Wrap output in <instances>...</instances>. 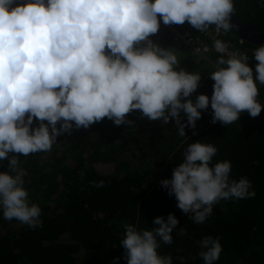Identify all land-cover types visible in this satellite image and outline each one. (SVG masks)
Masks as SVG:
<instances>
[{
  "label": "clouds",
  "instance_id": "1",
  "mask_svg": "<svg viewBox=\"0 0 264 264\" xmlns=\"http://www.w3.org/2000/svg\"><path fill=\"white\" fill-rule=\"evenodd\" d=\"M234 12L233 0H0V161H9L8 171L0 173L3 218L42 227L41 208L30 203L24 188L27 173L19 168V156L50 151L73 127L87 129L104 118L116 126L134 125L126 116L139 110L149 121L175 120L185 137V128L194 130L209 105L212 124L227 126L244 112L258 117L264 110L257 100V82L264 85V45L254 50L253 71L247 54L229 52L228 44L214 40L220 55L209 75L212 96L201 94L193 102L189 97L201 74L174 70L176 54L149 39L160 28L158 16L164 25L187 22L198 32L215 25L226 33L237 27L230 23ZM216 154L212 144L191 143L172 178L160 182L195 224L204 223L220 200L255 197L249 180H230V161L210 166ZM153 223L159 227L143 231L125 225L120 245L127 264H173L157 249L160 242L173 243L179 221L169 214L166 222L157 217ZM178 235H186L184 228ZM198 245L204 264L219 260V239L207 236ZM177 258L184 264V256Z\"/></svg>",
  "mask_w": 264,
  "mask_h": 264
},
{
  "label": "trees",
  "instance_id": "2",
  "mask_svg": "<svg viewBox=\"0 0 264 264\" xmlns=\"http://www.w3.org/2000/svg\"><path fill=\"white\" fill-rule=\"evenodd\" d=\"M233 3L238 21L264 30V0ZM158 20V33L149 39L176 54L179 63L174 70L201 74L198 89L189 98L193 102L201 94L211 98L214 81L209 75L216 70L219 55L209 51L213 44L205 32L187 22L164 25L159 16ZM187 30L204 49L208 62L173 42V32ZM220 40L233 51L245 52L255 71L257 46L241 42L231 30L222 31ZM257 87V100L264 105V85L257 82ZM180 116L186 123V115L181 112ZM126 119L134 125L116 126L104 118L87 129L74 128L77 133L73 138L45 154L19 156V168L27 173L24 188L30 203L41 208L42 227L32 229L16 219L5 220L0 209V264H113L117 257V264H127L120 245L125 225L151 230L159 227L153 223L155 218L163 217L166 222L169 214L179 221L171 233L173 243L160 242L157 252L170 255L173 264H182L178 255L185 257L184 264H204L198 242L207 236L219 239L222 246L215 264H264V110L256 118L244 112L225 126L211 123L209 105L206 111L201 110L194 130L185 128V137L179 136L175 120L168 124L149 121L139 110ZM38 124L35 121L33 127ZM195 142L215 146L217 154L210 166L230 161V180L246 178L252 185L249 191L255 192L254 198L220 200L202 224L193 223L160 184L172 178L187 147ZM8 163L0 161V173L8 171ZM100 181L103 187L94 186L93 182ZM182 228L186 235L180 236ZM178 249L182 251L178 253Z\"/></svg>",
  "mask_w": 264,
  "mask_h": 264
},
{
  "label": "built area",
  "instance_id": "3",
  "mask_svg": "<svg viewBox=\"0 0 264 264\" xmlns=\"http://www.w3.org/2000/svg\"><path fill=\"white\" fill-rule=\"evenodd\" d=\"M173 41L176 44L181 45L183 48L185 49H189L196 57L203 59L204 61H207V56L204 52V49L202 48V46L200 44H198L196 42V40L194 39V37L192 36V33L190 30L187 31H183V32H173ZM222 35V30L220 32H217L215 29V25L213 28L209 29L207 32H205V36L210 40V42L213 44L214 40L216 39H220ZM228 51L232 52L233 50H231L228 47ZM212 52L215 54L220 55L219 53H216L213 49L212 46ZM241 54H246L245 52L238 51ZM248 56V55H247ZM250 57L248 56V63H249V67H250Z\"/></svg>",
  "mask_w": 264,
  "mask_h": 264
},
{
  "label": "water",
  "instance_id": "4",
  "mask_svg": "<svg viewBox=\"0 0 264 264\" xmlns=\"http://www.w3.org/2000/svg\"><path fill=\"white\" fill-rule=\"evenodd\" d=\"M230 23L237 26L233 28L231 32L237 36L241 42L257 47L264 45V30L243 24L233 15L230 18Z\"/></svg>",
  "mask_w": 264,
  "mask_h": 264
},
{
  "label": "rangeland",
  "instance_id": "5",
  "mask_svg": "<svg viewBox=\"0 0 264 264\" xmlns=\"http://www.w3.org/2000/svg\"><path fill=\"white\" fill-rule=\"evenodd\" d=\"M73 123H74V122H73ZM57 127H58V128L60 127V124H59V123L57 124ZM74 128H75V127H73V130H74ZM73 130H72L71 134H67V133H65V134H63V135L58 136V137H57V140H56V143H54L52 147H55V146L58 145V144H62L63 142H65V141L71 139V137L73 138V137L76 135V133H77V132H73ZM43 153L45 154L46 152H43Z\"/></svg>",
  "mask_w": 264,
  "mask_h": 264
}]
</instances>
